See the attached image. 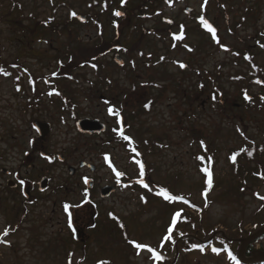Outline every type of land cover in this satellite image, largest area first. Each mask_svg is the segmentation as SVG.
<instances>
[{"label":"rangeland","instance_id":"rangeland-1","mask_svg":"<svg viewBox=\"0 0 264 264\" xmlns=\"http://www.w3.org/2000/svg\"><path fill=\"white\" fill-rule=\"evenodd\" d=\"M90 1L0 0V67L10 73L0 74V264H237L241 240L264 225V201L259 198L264 197V91L258 83L239 82L227 74L248 68L235 57L248 50L264 71V0H129L124 21L114 14L124 7L102 10L98 5L94 14L104 26L98 44L105 42V53L80 67L79 60L71 61V56L79 54L81 45L97 43L95 26L88 18ZM186 6L192 9L190 14L183 12ZM70 9L75 16H68ZM200 16L218 28V45L198 46L209 40L197 27ZM163 19L171 20L172 25ZM116 24L120 26L117 34ZM181 25L186 26V37L176 41ZM154 28L163 35L146 34ZM168 31L174 34L173 45L165 40ZM99 49L94 55L102 51ZM116 54L124 62L122 67L113 62ZM90 65L98 66L99 74H93ZM204 69L212 73L218 69L231 108L219 113ZM64 72L78 76L73 102L66 105L53 92L55 76ZM104 74L113 76L117 86L134 85L140 97L129 101L111 86H104V80L95 78L102 79ZM199 80H205L200 95ZM93 82L96 96H83ZM57 83L63 90V79ZM240 84L248 86L246 92ZM56 89L59 91L58 86ZM105 94L108 98L100 99ZM126 100L123 109L121 102ZM80 117L99 119L106 131L83 137L75 128ZM117 121L125 124L124 135L130 142L114 134ZM35 122L51 126L42 142L45 155L52 154L51 159L64 155L65 163L55 159L53 169L41 155L23 156V151L32 148L31 141L40 142ZM152 138L157 152L147 162L154 164V182L169 195L189 198L201 212L189 211L183 201L169 202L160 195L149 205L142 201L140 188L129 185L137 174L130 143L139 147ZM246 140L249 142L243 143ZM251 140L263 149L255 151V159L249 158L260 161L259 168L253 161L229 157L240 155L243 148L250 150ZM87 153L97 167L94 184L115 186L106 199L96 193L87 200L80 186H75L76 179L67 174L65 164L76 165V158L88 157ZM104 154L111 157L115 172L106 165ZM209 156L216 186L204 195L202 168ZM9 169L23 177L43 174L50 179L49 190L41 198L26 202L27 214L22 212L23 198L11 185L12 176L5 175ZM238 170L241 173L236 174ZM117 172L123 175L118 177ZM92 202L96 220L87 232L89 239L75 242L67 232V221L88 210ZM177 211H182L181 219L171 225V216ZM167 226L175 231L171 240L163 241ZM5 229L9 230L7 236L2 235ZM207 240L211 243L203 246ZM222 241L229 244L226 254L221 251ZM136 243L161 252L163 262L148 247L137 249ZM194 244L199 247L189 252ZM262 246L264 238L254 245L248 258L254 260L247 264L262 262L258 253Z\"/></svg>","mask_w":264,"mask_h":264},{"label":"trees","instance_id":"trees-1","mask_svg":"<svg viewBox=\"0 0 264 264\" xmlns=\"http://www.w3.org/2000/svg\"><path fill=\"white\" fill-rule=\"evenodd\" d=\"M98 1H101V2H98ZM128 1L129 0H124L123 3L122 2L115 3L114 0H91L89 3H87L88 4V8L92 12V14H90L88 18L91 21H93V24L95 26V29H96L95 33H96V36H97V38H96L97 39V43L95 45L93 44L91 46L81 45L80 47H82V49L79 50V54H77L78 57H77V55L76 56L72 55L71 56V61H73L74 58H76L75 61L78 62V60H79L78 65L80 67H82V66H85V65H89L88 63L91 61V58H97V56L103 57L102 55L105 53V49H104V43L105 42L104 41L103 42H100L101 45L98 44V36H99V38L102 36V34L104 32V26H103V23L101 22V20L98 18V15L94 14V9H95L96 6L100 5L103 8L102 10H104V8H107L109 10V9H111V6L113 7V4L115 3V6L120 5L121 7H124L125 8L124 9L125 15L122 17V20L124 21V19L128 17V14L126 16V11L129 8ZM143 6H144L143 3H141V5H139L140 8H142ZM69 11H70V14L68 16L70 17V16H72V13L73 12H72L71 9ZM197 27L199 28L200 31L202 29L204 31H206L207 34H208V36H209L208 37L209 38L208 41H202V39H201L202 43L200 45H198V46H202V44L206 45V44H209V43L212 44V43H215L216 42L215 41L216 39L214 40L211 37V33L208 31V29L205 28V26L202 23H200L199 25H197ZM64 29L66 30L67 28L65 27ZM114 29H115V34H117V33H119V30L118 29H120V26H118L116 24ZM155 30H158V29H155ZM180 30H181L180 31L181 38L180 39H177L176 38V41H181V40H183L186 37L185 36L186 35V26L181 25L180 26ZM169 32L172 33V31H169ZM174 39H175V37H174ZM87 45H89V44H87ZM99 46H100V49L99 50H102V51L100 53L94 55L96 53V51L98 50ZM116 46L117 47H120V48H123V46L121 44H117ZM194 47H196V46H194ZM141 48H142V46H141ZM196 49H199V48L197 47ZM237 53L238 54H236L235 57H237V59L240 58V59L243 60L242 63H239V64H241V65L244 64L248 68L246 70L245 69L235 70L236 71L235 73H233V74H230V73L227 74L228 77L230 79H233V78L235 79L236 78V80H238L239 82H244V83H249V84L258 83V85L264 91V71L261 68V66H259L257 64V62L255 61V55H253L250 50H248L247 52L244 51L242 53L241 52H237ZM246 56L248 57L247 59H246ZM60 65H61V63H60ZM91 67L93 68V71H95L93 74H99L100 70H99L98 66L95 65V66H91ZM201 71L197 74L198 77H200L202 75L201 74ZM217 72H218V69H217V71H214L213 73L210 70H207V69H204L203 70V73L206 75V79H207L208 84H209V86L211 88L210 95L212 96V101H213V103L216 104V106L218 107V111L220 113V112L224 111L225 107L231 108L232 107V101H230V102L228 101V96H226V93H228V89H226L225 85L222 84V82H221V80H222L221 79V76L219 77L218 76L219 74ZM57 76H58V73H57ZM57 76H55L56 87H55V90L53 92L54 93H58L61 96L64 105L69 104L70 103L69 100H71V102H73V100H72L71 97H74V94L76 92L75 83H77L78 76H75V75H73L71 73L68 74L66 72H64L61 76H58V77ZM95 78H99L100 81L101 80H104L106 82V84L104 86H106V87L111 86V88L114 89V90H116V91H118V93H122L123 94L126 91H128L123 86H122L123 88L121 86H119V85L117 86L115 80L113 79V76L109 77V76H107V75L104 74V78H102V79H100V76L99 75H95ZM59 79H63V81H64L63 90H60L59 85L57 83L59 81ZM199 81H200L199 82L200 87H199V90L197 92L200 95L202 93L203 85L205 84V80H199ZM94 83L95 82L90 83L88 85V87H87V90L86 91H83V93L82 92H80V93H82V95L85 96V97H89L90 94H91V96L92 95H95L96 96V93L95 92L93 93V90L91 88V86ZM240 85H241V89L242 90L244 89V91L246 92V89H247L248 86H245V84H240ZM57 86H58L59 91L56 89ZM133 87L135 88L134 85H133ZM134 88H133V90L131 92L129 90L130 95L128 93H125V98L127 97V100L129 99V101H132V100L135 101L134 99L136 97H140V94L139 93H136V91L134 90ZM91 90H92V92H91ZM242 93H244V92H242ZM37 95L38 94L36 92V96ZM100 96H101L100 99H107L108 98V96L106 94H105V96H103V95H100ZM127 100L125 102L124 101L121 102V108L124 109L123 106L126 104ZM146 103H147V101L144 100L142 105L145 106ZM247 142H249V140L243 141V143H245V144ZM251 143H252V148H250V150H248L246 148H243L241 150L240 155H237L236 157H237V159L239 161H240V159L242 161H244V163H249L250 161H253V163H255V165L259 168V167H261L260 161L249 160V158L252 157L253 159H255V157L257 155V153L255 151H259L261 153L263 149H261V145H259L255 141H252L251 140ZM254 148H255V150H254ZM156 149H157V145H156V142H154L153 138L152 139H149V140L142 141V143L140 144L139 147L138 146H135L133 143L129 147V150L131 151V155L133 157L132 158V161H134V163H135V165L137 167V174H136V176L131 177L129 179L128 183H129L130 186H133V187L135 186V187H139L140 188V192H141L140 196H141V198L143 197L142 201L148 203L149 205H153L152 198H155L157 196V192H159V190L161 188V187H158V185L154 182V179H153V176H152V174H153L152 173L153 172V168L152 167L154 166V164H149L147 162V157L152 152H154V151L157 152ZM249 152H251L252 155H248ZM232 156H233V153L229 155V157H232ZM137 161H139V163H137ZM212 161L213 160L211 159V156L208 157L207 161H205V160L203 161L205 163V167L207 166L206 168L204 167L205 169L202 168V170H204V173H205V175H204V178H205V182H204V187H205L204 195H206L207 193H209L210 190L214 186H216L215 174H214V171H213V167H211L212 166ZM232 163H233V161H232ZM141 165H143V172H144V175H143L142 179H143L144 183L148 184V187L147 188L143 187V185L138 182L141 179V176H140ZM239 173H241V172L238 170L236 172V174H239ZM252 175H255L254 171H252ZM245 176H249V171L245 173ZM244 179H246V178L244 177L243 180ZM209 181H210V183H209ZM224 185H225V187L227 186L226 183ZM151 187H154L155 190L154 191H150V188ZM184 200H186V202L190 206L194 207V209L197 212H201L200 208L198 206H196L193 202H191L189 200V198L188 199H184ZM262 200L264 201V199H262ZM177 221H179L178 218H177ZM262 224H264V220H262ZM215 235H217V234L215 233ZM263 238H264V235L261 238H258L255 241H253L251 244H249L248 247L245 250V255L246 256H251L252 252L254 251V248H253L254 245L257 242L261 241ZM223 239L225 240L226 238H223ZM179 241H181V240H179ZM179 241H178V243H179ZM210 241L207 240L202 245L205 246V244H210L211 243ZM0 242H1V240H0ZM195 245H198V244H195ZM228 245L229 244L226 241L225 242L222 241V243H221V251L222 252H225V253H228V250H229L227 248ZM193 250H196V248H193L191 246V249L189 250V252H192ZM258 253L259 254L264 253V246H262L260 248V250H258ZM157 255L160 256V254H157ZM154 258H156L155 255H154ZM159 260H161V256H160V259Z\"/></svg>","mask_w":264,"mask_h":264},{"label":"flooded vegetation","instance_id":"flooded-vegetation-1","mask_svg":"<svg viewBox=\"0 0 264 264\" xmlns=\"http://www.w3.org/2000/svg\"><path fill=\"white\" fill-rule=\"evenodd\" d=\"M145 17H152V16H145ZM225 18L226 19L228 18L227 14L225 15ZM203 19H205V18H203ZM155 29H157V28L148 29V32H146V34H152V35L154 34L156 36L160 35V37H161L163 35V33L158 32V30H155ZM166 34H167V36L165 37V40L167 42H171V44L173 45L174 44L173 32L171 33L168 31V32H166ZM224 48H226V47H224ZM164 49H167V48L165 47ZM123 87L126 89H129L130 92L132 91L131 89L134 88L133 85H124ZM129 90L126 91L125 93H128L130 95ZM125 93H123V95H125ZM155 96L158 97L159 95L157 94ZM117 122H118L117 124H119V128L117 131V129H116L117 125L114 127V130H115L114 134L116 135V137H119L120 139H124L123 133H121L119 130L121 122L120 121H117ZM115 124L116 123H114V125ZM118 133L121 135H119ZM95 135L96 134H94V135H82V136L92 138ZM40 142L35 143L34 141H31V143L29 145L32 148L30 149V151H28V150L23 151V156L28 157V156L32 155V156H39L40 157V155H41L46 160L47 166L49 168H53V169L56 168L55 159H57L58 162H60V163H63V162L65 163L64 155L59 154L55 157L53 156V159H51L52 154L45 155V153L43 152L44 146L42 145L43 140H40ZM87 154H88V157L86 155H81L80 157L76 158L77 159V164H76L77 166L75 164H73V165L72 164H65V168H66V171H67L69 178L70 179H76L75 186H80L79 188H80L81 195L85 196L88 200V199H90V197L95 198L96 193H98V195H99L100 189L102 186L97 187L94 184L93 176L95 175V173L97 171L96 170L97 167H93V169L90 168V165H93L92 164L93 158L90 157V153H87ZM102 156H104V161H105L106 165L108 166V168H110L112 171L115 172V169L112 167L111 157L106 155V154H104ZM82 162H85V165L81 166ZM70 167L75 168V170L73 171L72 174H69ZM5 175H7L8 177L12 176V178H13L12 185L14 187L13 190L15 189L16 192L18 191V194L21 195L20 197L23 198V200L21 201L22 202L21 206H23L22 212L25 214H27V212L24 210V206H25L27 200H28V202L31 201V199L38 200L39 198H41V195L43 193H45L49 190L50 179L46 175L42 174L39 178H31V177H27V176L23 177V176H20L19 173L15 172V170H13V169L7 170V173L5 171ZM45 176L48 178V187H47V191L41 192L39 190V184H40L41 179L44 178ZM119 177H121V176H119ZM87 180L91 181V186H88ZM21 181H23V184H21ZM105 185H109V184H105ZM89 206H90V208H88V210H86L83 213L77 214L74 219L69 218L67 221V226H68L67 232H70V235L75 240V242H82L81 240H85V238L89 239V235L87 232L90 231V228L94 226V222L96 220V212L94 210L95 203L92 202ZM70 221H71V227L69 226ZM60 231H62V230H60Z\"/></svg>","mask_w":264,"mask_h":264},{"label":"water","instance_id":"water-1","mask_svg":"<svg viewBox=\"0 0 264 264\" xmlns=\"http://www.w3.org/2000/svg\"><path fill=\"white\" fill-rule=\"evenodd\" d=\"M189 12H190V9L189 8H185V13H189ZM79 20L83 21L84 18L83 17H79ZM206 22L208 24H210L207 20H206ZM215 34H216V30H215ZM114 60L118 63V65H120V66L123 65V62H122L121 58L118 55H116L114 57ZM75 126H76V130L79 133L88 134V135L101 134L106 129L105 125L102 122H100L99 119H93V118H89V117L79 118L76 121ZM33 127L36 130V132L38 133L40 139H44L49 134L50 128H51V126H50V124L48 122H45V123L35 122L33 124ZM124 129H125V127L122 126L120 131L123 132ZM83 164L84 163H81V166H83ZM73 171H74V168L70 167L69 174H72ZM87 184H88V186H91V182L88 181ZM46 187H47V180L46 179H42V181L40 182V191H44L46 189ZM113 191H114L113 187L104 186L100 190V197L101 198L109 197ZM263 233H264V227H262L260 230H258L254 234L248 236L247 238H244V239L241 240V250H240V253H239V259H240V261L242 263H248V262H251L252 260H254V258H251V259L245 258L244 255H243V251H244L246 245H248L249 242H251L255 238L259 237Z\"/></svg>","mask_w":264,"mask_h":264},{"label":"snow or ice","instance_id":"snow-or-ice-1","mask_svg":"<svg viewBox=\"0 0 264 264\" xmlns=\"http://www.w3.org/2000/svg\"><path fill=\"white\" fill-rule=\"evenodd\" d=\"M124 2V0H122V3ZM116 16H120L122 15L121 12L119 11H116L114 13ZM73 16L76 15V13H72ZM201 22L204 24V26L208 29L209 32H211L213 34V38L215 39L216 36H215V29L210 25L208 24L204 19L203 17H201ZM223 47V45H222ZM248 57L246 56V59ZM181 67H184L183 64H181ZM0 74H4V75H9L10 73H7L2 67H0ZM259 82V81H258ZM19 90V89H17ZM245 99H249V97L247 96V93H245ZM262 99H264V97H262ZM114 111V109L112 107L109 108V112L112 113ZM124 139H129L128 137H124ZM203 144V142H201ZM236 155L237 154H233V156L231 157V159H233V161H235V158H236ZM248 155H252L251 152L248 153ZM137 163H139V161H137ZM116 175L119 177L121 175H123V173H120V172H117ZM144 175V172H143V165H141V172H140V176H141V179L138 181L139 183H141L143 185V187L147 188L148 187V184L144 183L142 177ZM264 178V177H262ZM210 183V181H209ZM21 184H23V181H21ZM157 195H160V196H163V198L166 200V201H169V202H175V201H183L184 198L182 196H175V195H169L168 193V190L165 189V188H160L159 192H157ZM261 199H264V197H260ZM143 199V197H142ZM68 206L65 205V209L67 210ZM181 215V212L180 211H177L175 213L172 214L171 216V225H175L177 223V218ZM69 226L71 227V221L69 222ZM8 229H5L4 232H3V236H7L8 235ZM173 233V227L172 226H169L168 229H167V233L163 236V241H169L172 239V236L171 234ZM162 241V243H163ZM135 247L137 249H142V248H146L148 247L147 245L145 244H139V243H136L135 244ZM193 248H196V247H199V245H192ZM148 250L150 252H153V254L156 256V259H160V256L157 255L153 249H151L150 247H148ZM213 251H216V249H213ZM233 259H235L233 257ZM69 264H71V262H69Z\"/></svg>","mask_w":264,"mask_h":264}]
</instances>
